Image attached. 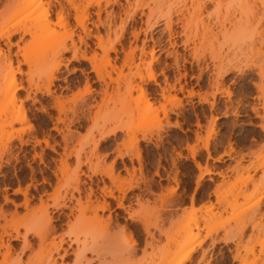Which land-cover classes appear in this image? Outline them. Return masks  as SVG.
Returning a JSON list of instances; mask_svg holds the SVG:
<instances>
[{
  "label": "rangeland",
  "instance_id": "obj_1",
  "mask_svg": "<svg viewBox=\"0 0 264 264\" xmlns=\"http://www.w3.org/2000/svg\"><path fill=\"white\" fill-rule=\"evenodd\" d=\"M0 1L1 34L26 13L14 18L20 0L14 10ZM57 1L68 22L52 25L50 42L94 51L98 75L72 49L28 51V65L13 45L10 66L0 60V87L14 71L27 89L0 92V264H45L48 247L36 237L22 252L20 222L26 216L27 230L43 231L47 215L56 228L47 241L76 240L72 250L90 264H173L191 248L181 264H264V88L253 85H264V0H75L84 31L67 0ZM54 59L50 88L65 114L34 93ZM20 106L26 122L16 121ZM113 127L122 130L101 139ZM72 250L57 262L74 264Z\"/></svg>",
  "mask_w": 264,
  "mask_h": 264
},
{
  "label": "bare ground",
  "instance_id": "obj_2",
  "mask_svg": "<svg viewBox=\"0 0 264 264\" xmlns=\"http://www.w3.org/2000/svg\"><path fill=\"white\" fill-rule=\"evenodd\" d=\"M9 1V0H8ZM8 1H6L7 3H5L4 5V8L5 7H8L10 10H12L13 9V5L14 4H16V2L15 1H13V0H11L10 1V3L8 2ZM55 1H57V0H55ZM75 0H67L66 2L67 3H69L70 4V6L75 10V14H74V20L76 21V23H77V25H79L80 26V28L84 31V30H86V26H85V19L87 18V14L85 15V10L84 9H82V10H80V8L78 7V5H76V3L74 2ZM209 2H212L213 0H208ZM13 3V4H12ZM57 3L59 4V10H58V12H57V17H56V21L55 22H53L52 21V16H51V12H50V4H51V0H20V2H18V5L17 6H15L14 8H16V11L12 14V12H11V15L12 16H14V18H15V15H19L20 13H22L23 11H24V13H26L25 14V16H21V18H22V24L20 25L19 24V22H21L20 20H18L17 18H16V20H18V22H17V24L15 23V27H13L12 26V29L10 30V29H8V30H5V32L6 33H1L0 34V40H2V41H4L5 42V46H7L6 48H7V50H6V54L5 53H3V51H2V47H0V56H3V58L1 57L0 58V60H2L3 62L4 61H7L6 63H9L8 65L10 66V64H11V48H12V46L13 45H15V47H16V52H14L15 54V57H16V55H18V53H20L21 54V56H22V58H23V61L25 60V62H26V64H28L29 63V60H27V54H28V51L29 52H32V51H36L37 49H39V53H42L43 54V56H47L48 54H54L55 53V55L56 54H60V53H62V52H64V51H69L70 49H72L73 50V54H72V57H73V59L75 60V61H80V60H84V61H88L89 63H90V65H91V67H92V69L93 70H95V73H96V75H98L97 74V71H98V69L96 68V65H95V63H94V59H96V57H95V54H94V51H93V54H92V56H90V57H88L87 55H86V51H85V49L84 50H82V53L80 54V55H78V50H79V48H77V46L74 44V41H71V46L70 47H68V46H66L64 43H57V44H52L51 42H50V30H51V28H52V25L53 24H56V25H60V26H62V27H64V28H66V25H67V14H66V12L64 11V6L63 5H61V3H59L58 1H57ZM0 4H1V1H0ZM92 4H96V5H98V0H90V2H89V0H88V3H87V5H91V6H93ZM10 5H12V8H11V6ZM3 8V7H2ZM5 9H7V8H5ZM14 10V9H13ZM183 10H186L187 11V8H184V9H182V10H180L179 11V13H180V15H182V16H184V11ZM99 12V11H98ZM34 13V14H33ZM97 13V12H96ZM10 14V13H9ZM18 15H17V17H18ZM19 16V17H20ZM34 16V17H33ZM86 16V17H85ZM89 16V15H88ZM18 17V18H19ZM2 18H3V16H2ZM5 18V17H4ZM20 18V19H21ZM7 19V22H8V20H10L11 19V17H9V18H6ZM2 21H4V20H2ZM6 21V20H5ZM24 21V22H23ZM7 22H5V23H7ZM157 22L158 21H156L155 22V24H157ZM19 24V25H18ZM18 25V26H17ZM5 26H6V24H5ZM240 32H242V30L240 29V30H237V34H240ZM18 35V40H16L15 42H12L11 41V39H13L14 38V36L15 35ZM25 35H28L30 38H31V41H30V38H28L29 39V41H28V39H27V41L29 42V43H31V46H29L30 44L28 43V44H26L25 42H24V44L23 45H20V43H23V41L25 40L26 41V39H24V37H25ZM38 36H41V39L39 40V41H36V38L38 37ZM80 37V36H79ZM235 37H236V35L235 34H232V35H230L229 36V38H231V43H234V40H235ZM3 42V43H4ZM83 42V41H82ZM33 43H34V45H33ZM83 44L85 45L86 43L85 42H83ZM110 49L111 50H115L113 47H110ZM32 50V51H31ZM41 51V52H40ZM55 57V56H54ZM107 58V57H106ZM4 59V60H3ZM55 60V59H54ZM109 59L107 58V63L109 62L108 61ZM19 61V60H18ZM17 61V62H18ZM23 61H19L18 63L19 64H21V62L22 63H24ZM27 61H28V63H27ZM18 64V65H19ZM110 64V63H109ZM18 65H16V72L18 71L19 73H20V66L18 67ZM28 65H30V63L28 64ZM59 65H60V62L59 61H57V60H55L53 63H52V66L49 68V70L46 72V77H47V82H46V84H45V87L43 88V90L40 88V86L39 85H36L34 88H35V90H34V93L36 92H40V93H42V95L44 94V95H46V96H49L50 97V99L52 98L53 100H52V105H54V107L55 108H57V110H58V112L59 113H64L63 112V104H62V102L60 101V99H59V97L58 96H55V94L53 93V91L51 90V85L53 84V80L56 78V76H55V72L58 70V68H59ZM111 65V68H113V66H112V64H110ZM150 65H151V62H150ZM231 69H232V66H229V67H227L226 69H224V70H222V71H220V76L222 77L223 75H225V74H227V73H229L230 71H231ZM237 69V71L239 72V73H241L242 72V70L240 69V68H236ZM30 71V70H29ZM14 72V71H13ZM13 72H11V75H9V77L5 80L4 79V81H3V86H1L0 87V92L2 93H7V94H9V92H11L10 94H12L13 95V91H15V90H18V89H23V90H27L26 88H24L22 85H20V86H16L15 85V80H14V77H13ZM31 72V71H30ZM29 72V73H30ZM32 73V72H31ZM31 73H30V75H31ZM28 75V74H27ZM263 75H260V78H264V77H262ZM29 78H32V77H30V76H28ZM28 78V80L27 81H29L28 82V85L30 86L31 85V83H32V81H30L31 79H29ZM27 79V78H26ZM148 79H151V80H153L154 81V75H152V74H150L149 76H148ZM165 79H166V77H165ZM90 80H88V78H87V76L85 77V84L86 85H90L89 82ZM31 82V83H30ZM156 82V81H155ZM166 82V81H165ZM30 83V84H29ZM253 85H255L256 87H257V89H259V90H261V87H263L264 88V85L263 86H260L259 84H257V83H253ZM29 86H28V88H29ZM169 86V85H168ZM88 87H86V89H87ZM90 88V87H89ZM30 89V88H29ZM105 90V89H104ZM162 90H164V89H162ZM166 91V90H165ZM29 92V91H28ZM28 92H26V93H28ZM89 92V91H88ZM162 92V91H161ZM90 93V92H89ZM29 94V93H28ZM11 95V96H12ZM15 95V94H14ZM34 95H36V94H34ZM33 95V96H34ZM162 95V94H161ZM164 97V96H163ZM13 98V97H12ZM26 98L28 99L29 98V96L27 95L26 96ZM82 98V97H81ZM34 99V98H33ZM85 99V98H84ZM83 99V100H84ZM34 100H36V99H34ZM53 107V108H54ZM262 107L264 108V102L262 103ZM24 108H22L21 106H20V110H19V114H18V116L16 117V121H18V122H26V116H25V112H24V110H23ZM251 110H252V112H254L256 115H258V109H257V107L254 105V106H252L251 107ZM65 114V113H64ZM12 120H14V119H12ZM60 121H62V120H60ZM30 128H31V126H30ZM55 129H56V127H54ZM57 130V129H56ZM119 130H122V127H113V128H111L110 130H107L106 132H104L103 133V136L101 137V139H105V137H108L109 135H113L116 131H119ZM37 142V141H36ZM46 142V141H45ZM47 143V142H46ZM24 144H26L25 142H24ZM41 157V156H40ZM39 157V159H40V161H41V158ZM62 159V158H61ZM64 159V158H63ZM62 159V160H63ZM66 159V158H65ZM65 159L63 160V161H61L60 162V160H59V162H60V164H65ZM67 163V162H66ZM83 163V162H82ZM61 165V166H62ZM67 165V164H66ZM66 165H64L65 167H66ZM29 167H30V165H28ZM63 166V167H64ZM196 166H197V168L198 169H200V166L199 165H197L196 164ZM65 167L63 168V169H65ZM30 170H31V172H33L32 171V168H30ZM202 174H204V175H208V174H210V172L209 171H207V170H205L204 172H202L201 173V175ZM111 176V178H112V175H109V177ZM33 178V177H32ZM76 179L78 180V176L76 177ZM77 184H78V182H77ZM28 189V188H27ZM16 190V189H15ZM75 190H77V191H79V189H78V187L76 186L75 187ZM19 191V189H17L16 190V192H18ZM27 190L25 189L24 190V192H22V194H23V196L25 197L27 194V192H26ZM90 192H91V190H90ZM89 192V193H90ZM110 193V192H109ZM89 195L90 194H87V196L89 197ZM27 196L25 197V200H24V202H23V204H24V206H25V204H27ZM29 199V198H28ZM89 199V198H88ZM41 200V199H40ZM80 200V199H79ZM42 201V200H41ZM120 203V202H119ZM79 205V204H78ZM27 206V205H26ZM67 206L68 205H66V204H62V205H58L56 208H58V209H60V211L62 210V208L64 207H66L67 208ZM106 206V205H105ZM105 206L104 205H102L101 207H103V208H101V210H103V209H105ZM108 206V205H107ZM122 205H121V203L119 204V207H121ZM42 207V206H41ZM44 209H45V207H43ZM74 208V207H73ZM107 208V207H106ZM123 208V207H122ZM43 209V210H44ZM71 209H72V206H71V208L69 207V210H70V213H71ZM95 209H97V208H95ZM46 212V211H45ZM44 212V213H45ZM63 212V211H62ZM46 214V213H45ZM48 214V213H47ZM66 215V214H65ZM23 218H21L22 220H21V222H20V225H21V227H24L25 229H26V231L23 233V234H21V239H22V241H23V246L21 247L22 249V252L24 251V250H32V248H33V246H32V244L30 243V241H29V239H28V236L29 235H32L33 237H36L37 239H38V247L40 248H45V247H48V252H47V254H46V261L44 262L45 264H58L59 262H57V260H56V258H55V254L57 255L56 257H58V258H60V260H61V262H63L64 261V259L67 257V255H68V250L69 249H71L72 250V246H73V244L75 243V244H77V241L76 240H70L69 242L66 240V238H64V236L62 237H58L57 236V238H58V240H56L55 238L56 237H54L53 236V238H51V240H48L47 241V231H50V230H52V229H54V226L52 225V221L54 220V218H52L51 216H49V215H47V220L45 221V225L46 226H44V227H46L43 231H42V228H40L39 230H34V231H31V230H27V227H28V224H29V222L27 221V219L25 218L26 216H22ZM46 217V216H45ZM94 217L96 218L97 217V214H96V212L94 213ZM57 219H58V217H56ZM97 219V218H96ZM43 227V228H44ZM50 228V230H47V228ZM56 229V228H55ZM54 229V230H55ZM146 229V228H145ZM28 232H30V234H28ZM52 232H53V230H52ZM49 233V232H48ZM18 237H20L19 236V233L18 232H16V235H15V237L14 238H18ZM69 239V238H68ZM22 241H21V243H22ZM22 245V244H21ZM8 249H10V247H9V245H7L6 246ZM193 248H191V249H188L187 251H186V254L184 255V257H182L181 259H177V260H173V264H181L182 263V261H184V260H186L189 256L188 255H190L189 253L190 252H192L193 250H192ZM39 250V249H38ZM41 250V249H40ZM74 250V249H73ZM72 250V251H73ZM60 251H62L61 253H60ZM130 251H131V249H130ZM129 251V252H130ZM70 252V251H69ZM85 251H78V252H74L73 251V255H74V264H90L93 260V258H91V259H89V258H87L86 257V255H85V253H84ZM185 252V251H184ZM187 257V258H186ZM162 260H164V258L163 259H161V261ZM167 262H168V264H171L167 259H165ZM162 263H164L165 264V262H162ZM60 264V263H59ZM64 264V263H63Z\"/></svg>",
  "mask_w": 264,
  "mask_h": 264
},
{
  "label": "crops",
  "instance_id": "obj_3",
  "mask_svg": "<svg viewBox=\"0 0 264 264\" xmlns=\"http://www.w3.org/2000/svg\"><path fill=\"white\" fill-rule=\"evenodd\" d=\"M247 234H248V233H247ZM247 234H245V238H246V235H247ZM208 242H209V239H208ZM218 245H219V246L221 245V241L218 242ZM223 245H225V244L223 243ZM257 249H258V247L256 246V250H257Z\"/></svg>",
  "mask_w": 264,
  "mask_h": 264
}]
</instances>
